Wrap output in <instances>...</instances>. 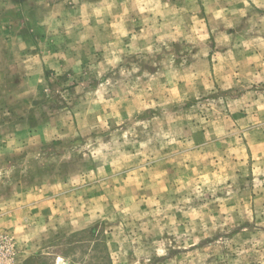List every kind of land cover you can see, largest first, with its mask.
<instances>
[{
  "label": "rangeland",
  "instance_id": "1",
  "mask_svg": "<svg viewBox=\"0 0 264 264\" xmlns=\"http://www.w3.org/2000/svg\"><path fill=\"white\" fill-rule=\"evenodd\" d=\"M264 264V0H0V264Z\"/></svg>",
  "mask_w": 264,
  "mask_h": 264
},
{
  "label": "bare ground",
  "instance_id": "2",
  "mask_svg": "<svg viewBox=\"0 0 264 264\" xmlns=\"http://www.w3.org/2000/svg\"><path fill=\"white\" fill-rule=\"evenodd\" d=\"M58 264H60V263H58Z\"/></svg>",
  "mask_w": 264,
  "mask_h": 264
}]
</instances>
